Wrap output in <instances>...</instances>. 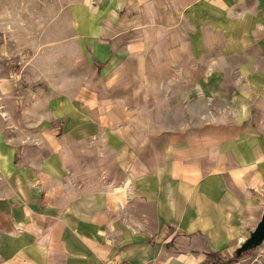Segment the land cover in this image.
Instances as JSON below:
<instances>
[{
  "label": "crops",
  "instance_id": "1",
  "mask_svg": "<svg viewBox=\"0 0 264 264\" xmlns=\"http://www.w3.org/2000/svg\"><path fill=\"white\" fill-rule=\"evenodd\" d=\"M55 1L87 70L0 100V264H204L263 212L264 0Z\"/></svg>",
  "mask_w": 264,
  "mask_h": 264
},
{
  "label": "rangeland",
  "instance_id": "2",
  "mask_svg": "<svg viewBox=\"0 0 264 264\" xmlns=\"http://www.w3.org/2000/svg\"><path fill=\"white\" fill-rule=\"evenodd\" d=\"M55 2L0 0V100L8 98L7 87L11 81L18 83L19 100L25 101L37 96L45 86L49 90L66 89L71 93L77 77L80 82L84 77L87 68L82 65L83 60H80L78 69L72 72L69 64L71 59L67 57L68 44L55 42L57 34L64 35L66 40L72 33L66 4L63 27L56 31L55 11L52 9ZM257 215V219L250 221L252 230L257 224L259 213ZM250 231L236 236L235 241L219 243L213 253L220 256L221 260L234 258L229 264H264V244L240 257L236 256V249L249 236ZM201 235V232H195L191 237L203 239ZM218 256L213 258V262L218 261ZM208 260L204 264H211Z\"/></svg>",
  "mask_w": 264,
  "mask_h": 264
},
{
  "label": "water",
  "instance_id": "3",
  "mask_svg": "<svg viewBox=\"0 0 264 264\" xmlns=\"http://www.w3.org/2000/svg\"><path fill=\"white\" fill-rule=\"evenodd\" d=\"M262 244H264V198L262 215L249 236L236 249V256L240 257L243 253L254 250Z\"/></svg>",
  "mask_w": 264,
  "mask_h": 264
},
{
  "label": "trees",
  "instance_id": "4",
  "mask_svg": "<svg viewBox=\"0 0 264 264\" xmlns=\"http://www.w3.org/2000/svg\"><path fill=\"white\" fill-rule=\"evenodd\" d=\"M217 256L218 255H216V253H210L208 255V259H209L208 261H211V264H229V263H231L234 260V258L231 259V257L228 258L227 260H221L220 256H218V261L215 263V262H213V258L217 257Z\"/></svg>",
  "mask_w": 264,
  "mask_h": 264
},
{
  "label": "built area",
  "instance_id": "5",
  "mask_svg": "<svg viewBox=\"0 0 264 264\" xmlns=\"http://www.w3.org/2000/svg\"><path fill=\"white\" fill-rule=\"evenodd\" d=\"M105 264H136L129 261H122V262H114V261H108L105 262ZM138 264H146V263H138Z\"/></svg>",
  "mask_w": 264,
  "mask_h": 264
}]
</instances>
